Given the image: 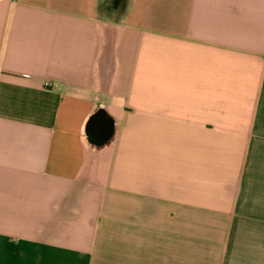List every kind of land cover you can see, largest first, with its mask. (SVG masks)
I'll list each match as a JSON object with an SVG mask.
<instances>
[{"label":"crops","instance_id":"0c3cea01","mask_svg":"<svg viewBox=\"0 0 264 264\" xmlns=\"http://www.w3.org/2000/svg\"><path fill=\"white\" fill-rule=\"evenodd\" d=\"M0 264H264V0H0Z\"/></svg>","mask_w":264,"mask_h":264},{"label":"water","instance_id":"95a60500","mask_svg":"<svg viewBox=\"0 0 264 264\" xmlns=\"http://www.w3.org/2000/svg\"><path fill=\"white\" fill-rule=\"evenodd\" d=\"M109 120H110V118L108 117V115L105 114L104 109H102V108H99L88 119V123L90 121H92L91 123L94 122L96 128H100V123L103 122L101 127H102V129H104V132H106V135H105L104 140H102L101 142L97 143L98 146H103L112 137L113 127H111V126L109 127V126L106 125L107 121H109ZM99 133H101V132H94V134H96V135L99 134Z\"/></svg>","mask_w":264,"mask_h":264},{"label":"trees","instance_id":"16d2710c","mask_svg":"<svg viewBox=\"0 0 264 264\" xmlns=\"http://www.w3.org/2000/svg\"><path fill=\"white\" fill-rule=\"evenodd\" d=\"M124 3V0H112V7L118 8L119 6H122Z\"/></svg>","mask_w":264,"mask_h":264}]
</instances>
